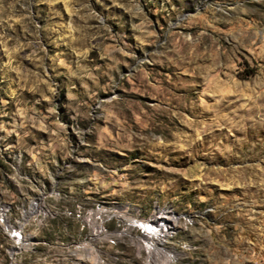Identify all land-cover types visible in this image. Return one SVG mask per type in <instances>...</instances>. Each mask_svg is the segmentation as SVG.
<instances>
[{"label": "rangeland", "instance_id": "374dc122", "mask_svg": "<svg viewBox=\"0 0 264 264\" xmlns=\"http://www.w3.org/2000/svg\"><path fill=\"white\" fill-rule=\"evenodd\" d=\"M0 264H264V0H0Z\"/></svg>", "mask_w": 264, "mask_h": 264}, {"label": "built area", "instance_id": "2783aa9c", "mask_svg": "<svg viewBox=\"0 0 264 264\" xmlns=\"http://www.w3.org/2000/svg\"><path fill=\"white\" fill-rule=\"evenodd\" d=\"M52 193H53V190H52ZM59 200L60 198H57V201ZM73 211L77 213L78 216L81 213L79 207L77 209H73ZM81 216H82V223L80 224L76 232V238L71 237L68 241H66V249H79V248L92 249V238L97 235L99 236V234H101L102 232V225L94 224L93 218L92 216H90V209H85L81 213ZM157 217L159 218V223H161L162 215H159ZM131 225L132 227L135 228L138 234L139 243H143L147 241V236H145V234L143 233L142 228H139V222L137 220L132 219ZM10 232L13 234V241L19 242L20 236H14V231H10ZM57 246H58V243H57ZM63 253H66V252H63Z\"/></svg>", "mask_w": 264, "mask_h": 264}, {"label": "bare ground", "instance_id": "6f19581e", "mask_svg": "<svg viewBox=\"0 0 264 264\" xmlns=\"http://www.w3.org/2000/svg\"><path fill=\"white\" fill-rule=\"evenodd\" d=\"M171 210H168L166 213H170ZM159 216V215H158ZM164 219H170L168 218V216L162 215V219H161V223H159V218L157 216L153 217L150 221H148L147 223H144V221H138L139 222V227L142 228L143 232H149L150 235L153 234L154 239L158 240L157 245L158 249L156 251H158V253L160 255H163V251L165 250L164 248V242L163 240L166 238H169L172 234H173V226L171 225V223H169L168 221H163ZM147 220V219H146ZM18 229V228H17ZM21 230V229H20ZM104 230V229H103ZM24 233V232H22ZM15 234V232H14ZM102 234V232H101ZM137 238V237H136ZM150 238V237H149ZM147 241H148V237H147ZM147 241H145L147 243ZM16 242V241H14ZM25 242L30 243L28 239H24L22 240V244H24ZM143 242V243H145ZM168 242V241H167ZM143 243H139V244H143ZM150 243V242H149ZM138 244V245H139ZM167 244V243H166ZM30 245V244H29ZM150 245V244H149ZM149 245H144L146 247H148ZM25 246V245H24ZM58 246L60 247V243L58 242ZM141 246V245H139ZM149 248V247H148ZM20 249V248H19ZM79 249H88V248H79ZM78 249V250H79ZM89 250H93V243H92V249ZM152 250L151 248L148 249V252ZM14 251V250H13ZM169 251V250H168ZM167 251L166 254V258H170V256H172L173 254L169 251ZM144 252V251H143ZM154 252V251H153ZM166 252V251H165ZM15 254V253H14ZM149 256V255H148ZM152 256V254H151ZM160 263V262H159Z\"/></svg>", "mask_w": 264, "mask_h": 264}, {"label": "trees", "instance_id": "16d2710c", "mask_svg": "<svg viewBox=\"0 0 264 264\" xmlns=\"http://www.w3.org/2000/svg\"><path fill=\"white\" fill-rule=\"evenodd\" d=\"M245 76V75H244Z\"/></svg>", "mask_w": 264, "mask_h": 264}]
</instances>
